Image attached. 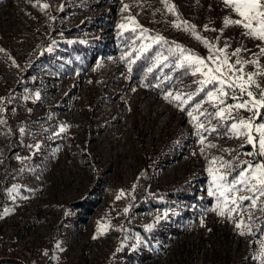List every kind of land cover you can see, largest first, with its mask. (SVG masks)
Masks as SVG:
<instances>
[{
	"label": "rangeland",
	"instance_id": "rangeland-1",
	"mask_svg": "<svg viewBox=\"0 0 264 264\" xmlns=\"http://www.w3.org/2000/svg\"><path fill=\"white\" fill-rule=\"evenodd\" d=\"M226 17L239 18L223 0H0V264H264V196L239 183L264 153L258 133L232 128L264 124V109L218 117V82L187 64L174 76L182 54L213 55L205 39L231 62L259 60L244 73L264 68V42ZM90 39L109 46L85 73L41 64L67 63L58 41ZM153 44L150 87L129 60ZM225 90V105L240 102ZM221 186L255 199L225 207Z\"/></svg>",
	"mask_w": 264,
	"mask_h": 264
},
{
	"label": "snow or ice",
	"instance_id": "snow-or-ice-1",
	"mask_svg": "<svg viewBox=\"0 0 264 264\" xmlns=\"http://www.w3.org/2000/svg\"><path fill=\"white\" fill-rule=\"evenodd\" d=\"M223 2L225 6L230 7L239 17L238 19H230L229 17H226L224 20L225 25L234 24L241 26L245 29L244 35L264 42V0H223ZM44 7L46 8L48 5L45 4ZM125 7L127 8V6ZM168 10L172 11L173 8L169 7ZM130 19H132L133 23H136L134 18ZM183 24L186 25L187 22H183ZM177 26L179 27L181 25ZM119 27L124 28L125 25L121 24ZM132 30L135 31V29ZM186 30H191L193 34H195V26H187ZM143 31L144 30L141 29L142 33ZM153 39L160 41L163 40L164 37L159 36ZM197 39L202 38L197 36ZM204 43L210 50L215 49L213 55H210L205 59L195 56L194 54L186 56L182 54L178 66L183 67L187 64L194 67L196 72L205 76L204 83L218 82L221 85L215 92L209 91L207 94L209 99L214 103V107L217 108L215 114L218 117L224 118L225 116H229L233 110L245 109L251 111L254 117L262 115L260 110L264 109V89H261L259 84L256 83L255 77L257 74L264 76V68H261L259 73H244L243 67L250 63L259 64V60H244L243 58H238L235 62H231L226 52L228 47L227 43H225L224 48H215V46L210 44L206 39L204 40ZM147 47H150V45ZM147 47H145V51L147 50ZM241 51L242 49L237 48L232 55L239 57ZM257 55H264V47H260L259 54L253 53L254 57ZM208 62H211L214 66L209 67ZM237 65H239V67H237ZM225 86L235 89L241 94L240 98L233 97V99H240V102H237L234 105L224 104V97L227 96ZM175 98L182 103V99L179 95ZM189 115H191V113H189ZM194 119L196 118L194 117ZM199 127L203 128L204 125L200 124ZM232 128L238 133L245 134L249 142H253L256 139L253 132L258 133L259 148L261 152L264 153V124L255 126L252 123V117H248L240 119L238 123H233ZM243 130H247V132L244 133ZM241 176L244 177V179L239 181V183H245L250 179L251 184L249 190L253 193H259L261 196H264V163L256 165L254 169H250L248 173L241 172ZM214 178L222 180L223 176H216L214 174ZM218 190L220 191V195L225 197V207H227L229 203L236 205L239 200L255 199V197L240 196L232 197L229 200L225 193L233 190L231 186L227 188L221 186ZM213 194L214 193L209 192V195ZM239 210L240 209L235 207L229 209V211ZM220 214L223 215L224 212L220 211ZM243 226V221L237 223V228H242ZM243 234L244 232L241 231V235Z\"/></svg>",
	"mask_w": 264,
	"mask_h": 264
},
{
	"label": "trees",
	"instance_id": "trees-1",
	"mask_svg": "<svg viewBox=\"0 0 264 264\" xmlns=\"http://www.w3.org/2000/svg\"><path fill=\"white\" fill-rule=\"evenodd\" d=\"M125 35L127 36L126 39L135 36V34L130 31L127 32V34ZM57 43L58 52L56 53V57H66L67 63L64 66H60L58 62L52 63V60L44 56V58H41V64L47 69L53 68L55 71H57V73L63 74L62 76H70L73 72H76L77 70L80 71V73H85L89 68L88 65L91 60L97 58L98 55L105 52L106 47L109 46L108 42L101 43L92 39L74 40L73 42L60 40ZM162 49L163 47H161L159 44H153L146 51H143L141 54L136 55L134 60H131L133 57L132 56L129 60L132 76L137 80L144 79V83L147 86H153V83L156 80V76H158V73L161 69V65L152 69L150 68V66L154 57L157 56L160 51H162ZM168 69L165 68V70ZM187 70V67H181L174 74V76L183 75L184 73H186ZM184 194L187 200H189L190 202L199 201V199L195 198L193 194L190 195L187 192H184ZM146 204L147 203H144L142 207H145ZM155 205L159 204L156 202ZM81 207H88V205L84 206V204H82ZM142 233L147 237H150V235L146 234V231L142 230Z\"/></svg>",
	"mask_w": 264,
	"mask_h": 264
}]
</instances>
